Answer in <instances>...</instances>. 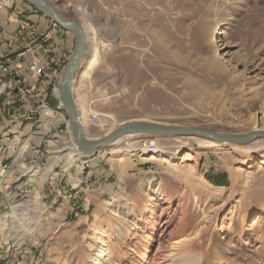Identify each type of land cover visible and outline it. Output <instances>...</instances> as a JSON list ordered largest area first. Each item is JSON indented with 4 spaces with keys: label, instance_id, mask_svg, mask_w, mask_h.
Listing matches in <instances>:
<instances>
[{
    "label": "rangeland",
    "instance_id": "1",
    "mask_svg": "<svg viewBox=\"0 0 264 264\" xmlns=\"http://www.w3.org/2000/svg\"><path fill=\"white\" fill-rule=\"evenodd\" d=\"M45 1L82 27L85 59L95 29L97 60L72 82L87 138L138 120L222 135L264 131V0ZM16 2L24 1L0 0L18 10ZM19 9L6 13L18 40L31 48L53 40L49 16L36 9L51 20L39 34ZM1 52L0 43L5 74ZM46 76L0 88V264H264V138L205 145L138 135L71 160L76 145L56 88L36 90ZM54 99L65 135L40 145L34 132ZM15 121L17 132L7 133ZM144 138L173 159H134ZM218 175L225 185L211 182Z\"/></svg>",
    "mask_w": 264,
    "mask_h": 264
},
{
    "label": "crops",
    "instance_id": "2",
    "mask_svg": "<svg viewBox=\"0 0 264 264\" xmlns=\"http://www.w3.org/2000/svg\"><path fill=\"white\" fill-rule=\"evenodd\" d=\"M3 3L0 4V43L2 51L1 56L6 57L4 61L6 62L8 67L5 74L0 73V88L3 90L6 87L10 88L12 86H15L14 88L17 87L16 89H18L20 86H23L21 85L24 81L23 79L31 77V75L27 72V65L36 59L45 68V72L47 73V76L38 83L36 90L39 92L42 90L41 87L47 86L50 94H52V87H55L57 75L61 71V68L63 67L65 62L68 61L74 49V36L70 32L60 28L58 25L51 27V20L45 15L39 13L36 9L32 8L27 3L16 2V7H18V10H20L19 7L21 8V6H23L22 12H24V15L22 16V18L30 19V21L37 27L38 32H40L39 34L51 27L50 34L52 35L53 40L39 43L37 46L31 48L29 47L31 40L26 37L22 38L21 41L18 40L14 34L15 32L14 28H12V25L9 26L7 24L6 13L11 12L13 16H17V8H4ZM8 39H11V42L13 41L12 45L10 44L11 42L9 44H6L4 42V40ZM14 70H18V72L20 73V76H18L15 81H13L14 77L11 76V73ZM29 82L31 84L30 80ZM35 86L36 85H32V89H34ZM16 99L19 100L18 94H14L12 100L9 103L13 104V102L17 101ZM2 105H4V101L2 102ZM47 105H44V109L46 107L51 108L50 111H45V115H47L46 117H48V121L46 122L47 124L44 122L41 123L34 132V138L38 140L40 145H45L50 138L53 139L54 137H57L59 133H62V136L65 135L64 131H62V128H66V125L63 122L64 111L59 108L58 101H56L55 99L48 100ZM13 123L14 124L7 130V133L17 132L16 130L19 128L20 123H18L17 121ZM5 124L8 125L10 124V122H6ZM63 124L65 125L64 127L62 126ZM31 126L32 124H27L25 130L27 128L29 129ZM59 126H61V129H59ZM29 131L30 129L27 132ZM26 134L27 133H25L24 135ZM94 137H96V135ZM67 138H69L68 135ZM95 160V165L99 166L101 156H97ZM219 177L221 176L218 175L210 177L211 182L217 185H225V182H223V180Z\"/></svg>",
    "mask_w": 264,
    "mask_h": 264
},
{
    "label": "water",
    "instance_id": "3",
    "mask_svg": "<svg viewBox=\"0 0 264 264\" xmlns=\"http://www.w3.org/2000/svg\"><path fill=\"white\" fill-rule=\"evenodd\" d=\"M45 15L49 16L60 28L70 32L75 39L74 49L67 63L57 75L55 84L59 91V104L68 118V126L72 139L76 145V153L90 156L100 149L115 145L118 141L138 135H151L160 137H198L219 143L243 145L257 138H264V131L249 135H222L198 128L164 125L155 122L134 121L123 123L118 129L113 130L103 137L89 139L86 137L84 127L78 118V108L72 92V82L78 73L83 58L86 54L87 38L82 27L72 21L66 20L58 11L45 0H22Z\"/></svg>",
    "mask_w": 264,
    "mask_h": 264
},
{
    "label": "bare ground",
    "instance_id": "4",
    "mask_svg": "<svg viewBox=\"0 0 264 264\" xmlns=\"http://www.w3.org/2000/svg\"><path fill=\"white\" fill-rule=\"evenodd\" d=\"M94 30L95 29H93V28H90L89 29V32H90V36L88 38V42H89V55H88V57L86 59L83 58L82 65H81L82 66V69H81V72H80L81 73V76H86L87 75V73L90 70V68L96 62L97 56H98V53H99V48L97 47V44H96V38H95V35H94ZM211 42H214V40H212ZM100 48H101V50H105V49H107V45L106 44H101V47ZM72 91H73V89H72ZM57 96H59V91L58 90H57ZM75 100H76V98H75ZM78 118H79L80 123L85 127L86 126L85 125L86 116H85L82 108H80L78 110ZM138 121H142V120H138ZM120 141H118L116 144H118ZM203 144H205V145H216V141L208 140V141H206ZM226 144H228V143H226ZM113 152L114 153H117L118 151H113ZM76 154H77L76 151L71 150L70 151V155H69L70 159L71 160H74V159L78 158V156ZM172 159H173V156L172 157L171 156L163 157L162 156L161 149H159V147H157V155L156 156L150 155V157L147 158L146 160H152V161L165 162L166 163V162L171 161ZM102 255H103V252L100 251L99 254H98V256H97V259H95L94 261H96V262L99 261L102 258ZM202 262L203 261L200 260V261H197L195 264H203ZM204 264H207V261H205Z\"/></svg>",
    "mask_w": 264,
    "mask_h": 264
},
{
    "label": "built area",
    "instance_id": "5",
    "mask_svg": "<svg viewBox=\"0 0 264 264\" xmlns=\"http://www.w3.org/2000/svg\"><path fill=\"white\" fill-rule=\"evenodd\" d=\"M27 72L33 78H40L43 75H45V68L41 64L39 65L36 62H31L27 66ZM90 121L95 125H99L101 128H103L105 130L110 129L108 122L106 120H104L98 114H92L90 116ZM108 133H110V132H108ZM134 152H135L134 159L142 158V156H144V155H147L148 157H150V155L157 154L156 144L152 140H150L149 138H144L141 140L140 145L135 149Z\"/></svg>",
    "mask_w": 264,
    "mask_h": 264
}]
</instances>
